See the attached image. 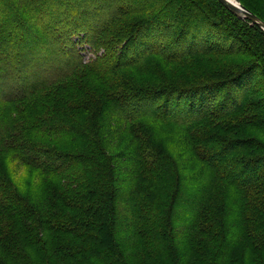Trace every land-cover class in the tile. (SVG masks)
Listing matches in <instances>:
<instances>
[{
	"label": "trees",
	"instance_id": "1",
	"mask_svg": "<svg viewBox=\"0 0 264 264\" xmlns=\"http://www.w3.org/2000/svg\"><path fill=\"white\" fill-rule=\"evenodd\" d=\"M3 1L0 264H264L254 48L198 69L237 53L200 41L199 0Z\"/></svg>",
	"mask_w": 264,
	"mask_h": 264
},
{
	"label": "rangeland",
	"instance_id": "2",
	"mask_svg": "<svg viewBox=\"0 0 264 264\" xmlns=\"http://www.w3.org/2000/svg\"><path fill=\"white\" fill-rule=\"evenodd\" d=\"M243 1L249 4L258 14L264 17V0ZM7 2L8 0H4L3 2H1V4L6 5ZM199 4L200 7H202L204 18L210 19L208 26H205L204 28L205 33L202 34V37H198L200 38V41L203 40L204 35H206V37H209L206 43L207 45L211 44V47L213 49H218L225 45L226 48H233L235 52H237V50L240 48L243 49L242 46L250 49L249 45H251L252 49L254 48L253 50L255 51L252 50L253 56L250 58V61H252L251 63L253 64H251L252 70L248 73L247 85L250 91H256L257 94L264 95V39H261V36L259 38L256 36L259 34L258 32H256L255 28L251 26L254 24L246 19L239 20L235 18L234 15H232L217 0H199ZM247 32L250 34H248ZM239 36L242 39H247V42L249 43L245 44V42H243L239 38ZM186 42L188 41L186 40L184 43ZM102 51L103 49H85V47L83 46L81 54L83 55L84 60L89 61L94 59V56L96 54L95 52L100 55ZM245 54L246 52L243 55L241 50L237 53H234L230 58H221L215 52H212V54L208 56H197L196 65L198 66V69H201L202 72L209 70V73H211L213 70L219 69L220 65H222L225 59H228L230 63H234V57L240 59V57L245 56ZM247 60L249 61V59ZM247 60L245 62H247ZM259 64H262L263 67L259 66ZM228 88L231 87H229L228 85L225 88L220 89L218 92H214V103L218 104L226 100L227 97H223V95ZM234 91L235 97L238 98L240 96L239 92L241 90L239 88H235ZM8 166L13 179L17 184H22L26 181L33 180L34 173L27 167L17 166L15 162H8Z\"/></svg>",
	"mask_w": 264,
	"mask_h": 264
},
{
	"label": "water",
	"instance_id": "3",
	"mask_svg": "<svg viewBox=\"0 0 264 264\" xmlns=\"http://www.w3.org/2000/svg\"><path fill=\"white\" fill-rule=\"evenodd\" d=\"M230 12L239 18L249 20L252 24L258 26L264 31V21L243 6L238 0H218Z\"/></svg>",
	"mask_w": 264,
	"mask_h": 264
}]
</instances>
